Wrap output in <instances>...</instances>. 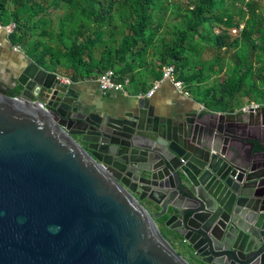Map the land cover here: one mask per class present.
Segmentation results:
<instances>
[{
  "label": "water",
  "instance_id": "1",
  "mask_svg": "<svg viewBox=\"0 0 264 264\" xmlns=\"http://www.w3.org/2000/svg\"><path fill=\"white\" fill-rule=\"evenodd\" d=\"M9 83L0 264H191L158 218L196 264H264V106L168 115L138 99L91 111L28 60Z\"/></svg>",
  "mask_w": 264,
  "mask_h": 264
},
{
  "label": "trees",
  "instance_id": "2",
  "mask_svg": "<svg viewBox=\"0 0 264 264\" xmlns=\"http://www.w3.org/2000/svg\"><path fill=\"white\" fill-rule=\"evenodd\" d=\"M61 1L70 7V10L75 6L77 8V15L81 18V20L76 23L78 28L74 31V36L67 48L70 57L68 67L70 73L58 72L55 66L49 69L41 55L35 56L32 52L25 50L23 53L38 67L44 71L65 76L70 82L95 79L98 74L105 70L113 71L117 81L124 78L132 81L133 76L137 74L138 70L147 69L145 57L148 51H146V49L148 50L149 45L152 44L156 38L158 30L157 27H150L147 21L149 12L152 11L154 6V0H108L106 3L107 8H110L113 3H117L124 11L128 12L127 14H129L131 18L129 24L130 31L115 45L113 52L107 50L104 55L99 56L96 62L88 61L86 64L83 62V56L85 54L86 57L89 58V48L92 44L90 43L88 46H86V44L91 35L87 36L85 41L79 44L76 42V39L80 36L81 29H84L86 25L95 23L102 25L108 23L106 16L102 13L103 4H101L99 0ZM239 1V9L246 14L253 15L256 0H249L247 2L243 0ZM223 2L224 0H193L190 2L191 6L189 10L182 14V18L184 19V30L177 34L173 45L165 50L164 55L167 60L161 59L160 65L161 68L166 65H172L175 70L176 79L183 83L185 90L188 93L190 92L195 98H198L204 107L212 112L225 111L228 102L232 100L235 94L241 91L247 96L258 93L261 97V102L258 103L264 104V70L256 75H251L248 70V64H246L247 61L241 51L235 53L236 63L229 74V86L226 87L224 84H217L211 88H207L201 93L202 97L196 88L197 85L203 81L199 71L197 73L191 72L183 77L181 75H176V71L184 69V46L186 39L193 35H198L199 28L202 25L215 21H219L224 29L213 35L212 47L214 49L228 51L230 49H236L238 45L249 43L251 51L258 48L264 55V31L257 35V41L259 43L257 47L248 36L244 24L232 22L231 17L228 15H225L223 18L213 19V15L216 10L222 6ZM97 5L100 8H97ZM41 6V2H34L33 0H0V24H14V30L8 37L9 41L13 38L20 44L22 43L26 38V33L30 29L28 24L23 21L25 16L28 15L31 18V16L37 15ZM144 6H146L148 10H145ZM28 11L30 12L29 14H27ZM73 13L74 11H70L69 15L72 16ZM240 24L242 25L240 31L236 34H230V30L232 28H237ZM97 32L94 31L93 34H97ZM49 55L51 59L54 60V56L51 54ZM56 61L57 60H55V62ZM160 70L156 72V77L158 79L160 77ZM245 83H248L246 88L244 87ZM15 92V89H11L8 91L7 95L14 96ZM251 101L253 100L249 102ZM162 222L163 218L155 220V224L162 236L175 250L178 244L182 247L180 240L177 242L178 244H176L175 240L180 238L175 234L173 239L168 238V231L162 227ZM177 253L180 254L178 251Z\"/></svg>",
  "mask_w": 264,
  "mask_h": 264
},
{
  "label": "rangeland",
  "instance_id": "3",
  "mask_svg": "<svg viewBox=\"0 0 264 264\" xmlns=\"http://www.w3.org/2000/svg\"><path fill=\"white\" fill-rule=\"evenodd\" d=\"M41 2L42 6L37 15H26L24 22L29 26L26 38L20 44L11 38L4 42L3 45L11 43L20 48V52L28 50L35 56H42L43 61L47 63L48 68L54 66L58 72L70 73L69 63L70 57L67 48L74 36V31L78 28L76 23L81 20L77 15V8L74 6L70 10L61 0H33ZM108 0H99L103 4L102 13L106 16L108 23L99 25L88 24L81 29L80 36L76 42L79 44L85 41L89 35L86 46L92 44L89 48V58L84 54L83 62H96L99 56L104 55L107 50L114 51V47L121 38L129 33V24L131 18L127 11L117 3H113L110 8L106 7ZM193 0H154V6L147 17L150 27H157V36L149 45L145 62L147 70L156 75L159 72L161 59H165V50L171 47L177 34L184 30V19L182 14L189 10ZM239 0H224L222 6L216 10L213 19L223 18L225 15L231 17L232 22H238L245 25L248 36L253 40L255 46H259L258 37L264 31V0H256L253 15H248L239 9ZM97 8H100L97 5ZM145 10H148L144 6ZM70 11H74L72 16ZM30 12L28 11L27 14ZM224 27L219 21L202 25L199 28L198 35L188 37L185 42L184 50V69L176 71V75L187 76L191 72L201 73L203 81L197 85V90L201 93L207 88H211L217 84L229 86V74L236 63L235 53L239 51L244 55L248 64V70L251 75H256L264 70V55L256 48L251 51L250 44L238 45L236 49L228 51L216 50L212 47V37L217 32L223 30ZM97 34H93V32ZM231 34V33H230ZM54 56V60L50 55ZM55 60H57L55 62ZM55 62V63H54ZM167 62V61H165ZM137 70V69H136ZM135 71V70H133ZM141 71V72H140ZM146 71L138 70L133 79H137L145 75ZM135 81V80H134ZM132 82L128 79V83L124 86L130 88ZM248 83L244 84L246 88ZM216 91V90H214ZM202 97V96H201ZM253 100V102H261L258 93L247 96L243 91L235 94L232 100L226 105V110L232 112L245 102ZM163 232V231H162ZM164 234V233H163Z\"/></svg>",
  "mask_w": 264,
  "mask_h": 264
},
{
  "label": "crops",
  "instance_id": "4",
  "mask_svg": "<svg viewBox=\"0 0 264 264\" xmlns=\"http://www.w3.org/2000/svg\"><path fill=\"white\" fill-rule=\"evenodd\" d=\"M25 60L31 61L22 51L19 53H13L8 49L6 45L1 46L0 47V83L9 85L12 72L15 71V68L18 66V64L24 63ZM143 71H146V74L142 75L141 77H138L137 79H133L132 86L129 89L126 88V90H124L123 88L124 94L114 91H106L104 93L100 92L95 82V79H86L83 81L71 82V83L73 89L76 91V93H78L79 98L86 104V106L91 111L93 110L98 111L102 109L113 110L118 107L129 106L132 103H135V101L138 99H144L145 101L152 104L154 107L162 110L164 113L168 115L184 114L186 112H191V111L195 113H200L204 109L206 111H209L204 107L202 102H200L198 98H195L190 92L188 93L187 97L182 96L167 82L160 83L158 87L154 90L152 95L149 98H145L144 94L151 87L152 82L158 80V78L156 77L155 74L149 72L150 70L146 69ZM54 74L58 78H60L62 82L63 80H68V78L65 76H62L57 73ZM247 103H249V101L243 103L242 105ZM258 104H262V103H258ZM242 105H240L236 110H233L232 112L225 110L223 112H214V113L234 114L238 112L239 108ZM140 203L150 214L156 212L155 206H153L147 200H142ZM167 231L166 232L168 238L173 239L174 233L169 230ZM179 240L180 239L175 240L176 244H178L177 242H179ZM176 250L189 263L196 264L195 261L191 259V257L184 251L183 247H180V244L176 246Z\"/></svg>",
  "mask_w": 264,
  "mask_h": 264
},
{
  "label": "built area",
  "instance_id": "5",
  "mask_svg": "<svg viewBox=\"0 0 264 264\" xmlns=\"http://www.w3.org/2000/svg\"><path fill=\"white\" fill-rule=\"evenodd\" d=\"M243 1L247 2L249 0H243ZM241 28L242 25L240 24L237 26V28H232L230 30V33L236 34L238 31H240ZM13 30H14V24L12 23L7 25L0 24V47L2 46L3 41L6 42L8 40V37L11 35ZM7 47L13 53L20 52V48L17 45H11L10 43H8ZM63 82L67 84L71 83L69 80H63ZM95 82L97 84L98 89L102 93L106 91H114L124 94L123 88L124 86L127 85L128 79L124 78L122 80L117 81L115 79L113 71L105 70L97 75V77L95 78ZM164 82L169 83L182 96L185 97L188 96V92L185 90L183 83L176 79L174 67L172 65H166L161 68L159 79L152 82L151 87L144 94V97L149 98L154 92V90L158 87V85ZM262 106H264V104L249 102L247 104L242 105L239 108L238 112L242 114H247L249 112H257Z\"/></svg>",
  "mask_w": 264,
  "mask_h": 264
}]
</instances>
